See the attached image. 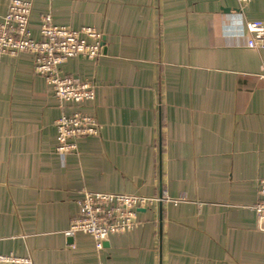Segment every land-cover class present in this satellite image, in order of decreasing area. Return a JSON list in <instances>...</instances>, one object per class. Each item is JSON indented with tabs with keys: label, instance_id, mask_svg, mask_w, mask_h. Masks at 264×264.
<instances>
[{
	"label": "crops",
	"instance_id": "obj_1",
	"mask_svg": "<svg viewBox=\"0 0 264 264\" xmlns=\"http://www.w3.org/2000/svg\"><path fill=\"white\" fill-rule=\"evenodd\" d=\"M41 18L94 27L96 61L62 75L94 82L96 99L63 105L32 61L0 62V255L33 264H264L256 207L264 184V50L248 22L264 0H23ZM11 0H0V18ZM6 60V59H5ZM81 114L99 135L60 156L56 122ZM84 191L181 196L173 222L159 208L98 252L67 236ZM176 202V201H175ZM165 208V206H164ZM172 220V219H171Z\"/></svg>",
	"mask_w": 264,
	"mask_h": 264
},
{
	"label": "built area",
	"instance_id": "obj_2",
	"mask_svg": "<svg viewBox=\"0 0 264 264\" xmlns=\"http://www.w3.org/2000/svg\"><path fill=\"white\" fill-rule=\"evenodd\" d=\"M246 5L250 0H237ZM32 4L23 0L11 1L6 14L0 18V57L16 58L27 54L35 60V74L45 80L55 98L63 105L83 104L96 99L94 82H81L62 75V66L71 59L85 58L96 61L102 56L103 35L94 27L73 30L55 26L50 17L41 20L40 39L34 37L30 26ZM248 46L264 50V24L248 22ZM60 156L77 155V140L98 136V124L81 114L64 116L57 124ZM77 200V216L73 219L67 236L91 237L98 252L104 249L111 236L124 235L139 225L140 211H158L160 199H147L138 195H122L84 191ZM165 206V204H164ZM172 206L165 213L169 219ZM176 210V207H175ZM257 229L264 233V184L261 202L256 207ZM173 215L175 211L173 208ZM0 264H33L30 257L18 258L0 255Z\"/></svg>",
	"mask_w": 264,
	"mask_h": 264
},
{
	"label": "rangeland",
	"instance_id": "obj_3",
	"mask_svg": "<svg viewBox=\"0 0 264 264\" xmlns=\"http://www.w3.org/2000/svg\"><path fill=\"white\" fill-rule=\"evenodd\" d=\"M11 1H14V0H11ZM29 3H31L32 4V7H33V3L32 2H29ZM9 5V4H8ZM7 8H8V6H7ZM44 17H50L51 18V14L49 15H45V16H42V18H44ZM42 18H41V20H42ZM51 20H52V18H51ZM53 23V22H52ZM56 26V25H55ZM41 27V26H40ZM85 28H90V27H85ZM80 30V29H79ZM39 32H40V30H39ZM36 39H40V34H39V38H36ZM22 58H27V59H29L30 61H32V63H31V65H32V68H33V73H34V75L36 76V77H38V78H40V79H43V78H41L40 76H37L36 74H35V60H34V58L32 57V56H30V55H27V54H21V55H19V56H17L16 58H6V57H0V62H6V61H9V62H12V61H17L18 62V60H21ZM6 59V60H5ZM44 80V79H43ZM45 81V80H44ZM47 84V83H46ZM54 94V93H53ZM74 115H76V114H73V115H70V116H74ZM61 120V118L56 122V127H57V124L59 123V121ZM95 121V123L97 124V122H96V120H94ZM57 134H58V131H57ZM98 135H99V132H98ZM138 196H141V197H143V198H147V199H154V200H158V197H156V196H152V197H147V196H143V195H138ZM176 201V202H175ZM166 200V202H165V209L166 210H168V207H169V205L170 204H174V205H176V204H179V203H182V202H186V199H184L183 198V196H181L180 198H178L177 200ZM176 207V206H175ZM256 209V208H255ZM257 212V211H256ZM157 213H158V211H155L154 212V214L155 215H157ZM166 214V220L167 221H169V222H173V220H175L176 219V217H177V208H176V210H175V215H174V217H173V219L171 220V219H169V217H168V214L167 213H165Z\"/></svg>",
	"mask_w": 264,
	"mask_h": 264
},
{
	"label": "water",
	"instance_id": "obj_4",
	"mask_svg": "<svg viewBox=\"0 0 264 264\" xmlns=\"http://www.w3.org/2000/svg\"><path fill=\"white\" fill-rule=\"evenodd\" d=\"M102 47L104 49L105 44L104 42L102 43ZM160 204H159V216H160V223H162L163 219H164V213H165V208H164V199L162 194H160Z\"/></svg>",
	"mask_w": 264,
	"mask_h": 264
},
{
	"label": "bare ground",
	"instance_id": "obj_5",
	"mask_svg": "<svg viewBox=\"0 0 264 264\" xmlns=\"http://www.w3.org/2000/svg\"><path fill=\"white\" fill-rule=\"evenodd\" d=\"M173 208H174V211H175V207L172 206V209L170 210V211H171V214H170L171 217L174 216V215H173Z\"/></svg>",
	"mask_w": 264,
	"mask_h": 264
}]
</instances>
